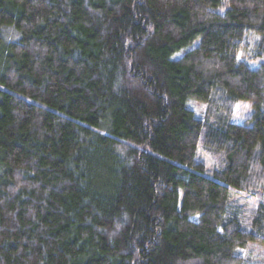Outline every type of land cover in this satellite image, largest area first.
Listing matches in <instances>:
<instances>
[{
  "label": "trees",
  "instance_id": "obj_1",
  "mask_svg": "<svg viewBox=\"0 0 264 264\" xmlns=\"http://www.w3.org/2000/svg\"><path fill=\"white\" fill-rule=\"evenodd\" d=\"M0 87V264L264 244V0H0Z\"/></svg>",
  "mask_w": 264,
  "mask_h": 264
},
{
  "label": "rangeland",
  "instance_id": "obj_2",
  "mask_svg": "<svg viewBox=\"0 0 264 264\" xmlns=\"http://www.w3.org/2000/svg\"><path fill=\"white\" fill-rule=\"evenodd\" d=\"M10 34V32H7ZM255 42V39H251V44ZM197 43V42H196ZM254 50L249 49L248 51H242L239 53V59L245 61L250 66L255 67L256 64L253 61L252 57L254 55ZM179 56L178 54L175 55ZM2 89V87H0ZM188 107L195 113L198 118H203L205 113V105L199 103L196 100H190ZM252 113L251 104L247 100H239L236 104L235 112L231 118L233 122H244ZM207 174H209L207 172ZM261 199V198H260ZM264 200V195L262 197ZM253 200V204H256L258 201ZM238 253L242 257V264H264V244L258 242H249L246 247L238 250Z\"/></svg>",
  "mask_w": 264,
  "mask_h": 264
}]
</instances>
